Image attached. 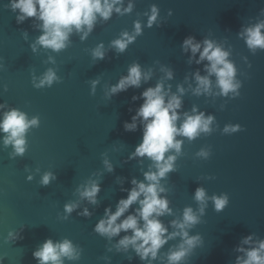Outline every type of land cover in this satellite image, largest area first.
Instances as JSON below:
<instances>
[{
    "label": "water",
    "instance_id": "obj_1",
    "mask_svg": "<svg viewBox=\"0 0 264 264\" xmlns=\"http://www.w3.org/2000/svg\"><path fill=\"white\" fill-rule=\"evenodd\" d=\"M8 3L9 0H0V62L4 65L0 69V103L26 112L29 118L39 116L40 124L27 133L28 147L23 157L10 158L11 147L4 148L0 141L3 264H36L32 252L48 238H68L82 248L79 261L65 264H105L104 256L111 257V264H141L134 254L130 262L125 254L107 252L108 242L94 233L93 227L105 207L111 205L115 210L116 202L127 195L120 191L116 177L126 178L125 188L131 186L132 177L143 179L138 162L127 159L142 136L139 130L126 132L123 127L142 103H133L131 97L155 84L162 75L160 64L175 72V79L170 81L173 91L185 74L203 67L188 65L181 52L180 45L188 35L197 40L215 39L228 47L242 87L236 98L196 97L190 91L184 96V110L195 104L214 114L216 124L210 135L184 140L177 171L164 181L171 207L177 216L185 206L195 209L193 194L201 185L209 196H229V204L219 213L209 202L202 222L191 230V234L203 236L204 245L196 249L187 264H234L238 255L234 249L244 236L254 233L257 238H264V51L253 55L237 36L242 26L264 18L259 15L264 0H135L130 15L114 14L108 22L101 21L87 40L81 42L73 35L70 46L60 53L40 49L35 54L29 45L39 31L32 27L31 18L17 24L16 14L5 7ZM151 4L160 9V27H145L122 55L109 50L104 60H92L90 50L97 43L103 41L107 47L121 31H131L134 20L146 23L143 13ZM169 9L172 16L167 14ZM24 31L28 32L27 41ZM49 55L54 56L55 64L45 62ZM134 61L153 68L152 80L140 89L130 88L106 99V87L126 74ZM49 67L56 69L60 82L50 88H34L32 75L40 76ZM97 77L100 84L93 95L89 81ZM226 124H239L242 130L224 134ZM201 148L210 150L207 160L195 156ZM104 155L114 165L112 173L103 170ZM45 171L53 172L56 179L41 186L39 179ZM94 172H103L100 203L95 207L81 200L75 191ZM29 174L34 176L30 182L26 179ZM69 201L79 203L80 209L88 207L93 215L85 218L74 211L67 220L63 219V207ZM172 218L163 219L167 223ZM21 228L22 239L5 242L9 231Z\"/></svg>",
    "mask_w": 264,
    "mask_h": 264
},
{
    "label": "clouds",
    "instance_id": "obj_2",
    "mask_svg": "<svg viewBox=\"0 0 264 264\" xmlns=\"http://www.w3.org/2000/svg\"><path fill=\"white\" fill-rule=\"evenodd\" d=\"M5 7L16 14L17 24L32 19V27L40 33L29 45L32 53L35 54L40 49L60 53L70 46L73 35H77L83 42L101 21L108 22L114 14L130 15L135 8V0H9ZM167 14L172 16V10L169 9ZM259 15L264 17V9L260 10ZM143 16L146 17V23L140 19L134 20L132 30L121 31L107 47L103 41L97 43L90 50L92 60H104L109 50L117 56L122 55L143 34L145 27L151 29L153 26H161L158 5L151 4ZM237 36L253 55L258 50L264 51V18H257L254 23L242 26ZM23 37L28 40L27 31L23 32ZM180 48L187 57L188 65L203 67L185 74L183 82L177 83L173 91L170 81L175 79V72L172 67L160 64L159 71L162 75L155 84L131 97L133 103L138 100H142V103L135 109L130 122L125 121L123 127L126 132L139 130L142 136L127 159L138 162L143 179L132 177L129 181L131 186L125 188L126 178L116 177L120 191L127 195L116 202L115 210L111 205L105 207L102 217L93 227V232L108 242L107 252L114 250L115 253L125 254L130 262L134 254L141 264H187L196 249L204 245L203 236L200 233L191 234V230L202 222L209 202L217 213L222 212L229 204L226 193L209 196L201 185L193 194L197 207L194 209L192 206H185L177 216L167 196L168 188L164 181L170 173L177 171L176 162L183 155L184 140L194 141L202 134L210 135L215 131V115L200 110L195 104L190 110H184V96L190 91L196 97L236 98L242 87V81L237 78L236 64L230 58L232 52L219 41L207 37L197 40L195 36L188 35ZM243 59L248 62L247 57ZM45 62L56 63L52 55ZM156 63L159 64L158 61ZM248 66L251 67V64ZM3 67L0 62V69ZM153 75L152 67L145 68L134 61L128 65L126 74L106 87L104 96L111 100L113 96L130 88L140 89L142 85L149 84ZM60 79L56 69L49 67L40 76L33 74L32 84L36 89L50 88L54 83H59ZM89 83L90 92L94 95L100 79L97 77ZM4 90L7 91L6 85ZM0 110H3L0 111V141L4 148L11 147L10 158L23 157L28 147L27 133L31 128L39 127L40 118H29L26 112L9 107L6 103H0ZM129 111L132 109L129 108ZM241 130L239 124H226L222 132L232 134ZM210 154L208 148H201L195 156L207 160ZM145 161H148L146 169ZM102 165L104 172L114 171V165L107 155H104ZM102 175L103 172H94L75 189L79 198L93 207L100 203L98 196L101 192ZM26 179L30 182L34 176L29 174ZM55 179L53 172L45 171L40 176L39 184L48 186ZM78 209L80 205L75 201L65 203L62 218L67 220L74 211L85 218L93 215L88 207L77 211ZM166 216L173 218L165 223L163 218ZM22 231L23 228L9 231L5 242L14 243L22 239ZM172 241L176 243L170 244ZM82 251L80 246L68 238H48L35 248L32 256L36 264H65L66 261H79ZM234 251L238 253L234 264H264V238H257L254 233L244 236ZM102 259L105 264H111L110 256ZM3 262V258H0V264Z\"/></svg>",
    "mask_w": 264,
    "mask_h": 264
}]
</instances>
